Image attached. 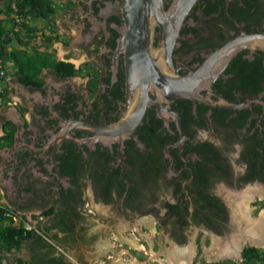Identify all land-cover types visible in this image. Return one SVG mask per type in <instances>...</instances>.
<instances>
[{
    "label": "flooded vegetation",
    "instance_id": "1",
    "mask_svg": "<svg viewBox=\"0 0 264 264\" xmlns=\"http://www.w3.org/2000/svg\"><path fill=\"white\" fill-rule=\"evenodd\" d=\"M173 1L165 0L166 10ZM225 7L226 0H199L185 18L183 24L192 19L195 26L180 29L176 42L181 46L173 49L174 70L187 67L179 69L180 77L189 69L198 70L241 35ZM79 9V0H67L62 9L68 30L63 36L70 48L62 62L73 59L75 51L82 53L80 65L72 63L78 74L65 77L46 68L36 82L22 84L17 78L18 87L12 88L17 115L2 119L0 205L17 228L60 233L89 248L100 237L106 242L114 239L130 258L125 264L147 260L144 264H162L159 260L170 264V247L185 253L189 263L207 262L200 236L214 237L224 246L238 231L237 201L227 195L264 189V53L240 52L211 84L212 92L227 100V107L171 98L149 107L139 127L122 143L98 144L92 150L64 138L55 160L71 186L61 187L63 205L58 207L51 160L59 127L66 121L115 124L125 110V55L118 56L117 81L112 84L110 71L75 42L83 19L76 14ZM227 13L246 35L264 37V0H230ZM159 32L157 28L156 50ZM92 51L100 53L102 48L96 45ZM263 205L259 197L252 200V218L258 219L255 214L264 210ZM111 243L98 262L110 264L120 253ZM163 248L166 253L152 260ZM138 254L148 258L142 260ZM215 256L220 259L215 263L234 261Z\"/></svg>",
    "mask_w": 264,
    "mask_h": 264
},
{
    "label": "water",
    "instance_id": "2",
    "mask_svg": "<svg viewBox=\"0 0 264 264\" xmlns=\"http://www.w3.org/2000/svg\"><path fill=\"white\" fill-rule=\"evenodd\" d=\"M198 1L174 0L166 10L165 0H79L80 9L76 14L83 15V19L75 42L110 71L112 84L117 81L118 56L125 55V110L115 124L66 121L59 127L51 160L58 207L63 205L61 187L71 186L69 178L59 174L60 163L55 160L64 138L92 150L98 144L122 143L139 127L149 107L171 98H189L227 107V100L213 93L211 84L240 52L254 49L264 53V37L246 35L238 22L228 15L230 0H226V15L237 23L241 35L209 56L198 70L189 69L188 75L180 77L179 69L187 67L175 71L172 53L174 48L181 46L176 42L180 29L195 26L192 19L183 22ZM157 28L160 29L158 50L154 47ZM96 45L102 48L100 53L92 51ZM3 256L0 252V261ZM204 257L202 254L200 262Z\"/></svg>",
    "mask_w": 264,
    "mask_h": 264
},
{
    "label": "trees",
    "instance_id": "3",
    "mask_svg": "<svg viewBox=\"0 0 264 264\" xmlns=\"http://www.w3.org/2000/svg\"><path fill=\"white\" fill-rule=\"evenodd\" d=\"M6 10L4 13L9 17L6 21L0 20V60L4 66L12 64L15 67V75L22 84H32L38 80L43 69L51 68L58 75L74 77L78 74L75 65L54 59L53 48L60 41L56 32V20L59 10L54 0H2ZM16 14L23 19L20 31L16 32L17 24L12 19ZM31 19H41L48 22V28L53 30L43 37L41 46L47 51L39 52L29 50L35 47L36 35L39 33L37 26H31ZM12 136V135H11ZM264 206V205H263ZM35 235L34 231L25 228H17L12 224V219L6 216L5 209L0 205V252L10 253L18 250L26 241ZM243 261H226L212 264H251L253 261L264 264V251L256 247H246L243 251ZM15 264H25L18 260ZM202 264H208L203 262Z\"/></svg>",
    "mask_w": 264,
    "mask_h": 264
},
{
    "label": "crops",
    "instance_id": "4",
    "mask_svg": "<svg viewBox=\"0 0 264 264\" xmlns=\"http://www.w3.org/2000/svg\"><path fill=\"white\" fill-rule=\"evenodd\" d=\"M64 22V20H63ZM59 34L63 35L68 33L66 24L60 23V20L56 21ZM75 29L72 30L74 35ZM66 48V50L64 49ZM53 49L57 51V54H60V51L63 53L62 59L58 58L57 61H64L66 55L70 52V48L67 47L66 40L59 41V48L53 46ZM52 52V51H50ZM66 62H71L77 65L73 59L67 60ZM14 67L10 64V68ZM15 68V67H14ZM17 77L14 75H9L8 84L11 88V94L13 96L12 88H17L18 84L16 83ZM14 99L17 100V97L14 96ZM17 115L14 107H1L0 108V137L3 133V122L2 119L6 116ZM2 202L4 200H1ZM42 218L39 219V221ZM29 220L32 219L29 217ZM38 222H34L36 225ZM34 231L35 235L26 241L18 250H13L10 253L2 252L5 256L1 258L0 264H15L18 260H23L25 264H86L84 258L89 262H98L102 261V256L104 257L107 242L105 238L100 237L99 242L94 245L92 248L85 243H71L70 241L65 240L63 235L60 233L53 232L51 235L41 233V230H29ZM174 251V250H173ZM181 251L175 252L173 256L177 255L178 257L174 260H178ZM15 257V259H14ZM99 263V262H98ZM117 264H125L123 262Z\"/></svg>",
    "mask_w": 264,
    "mask_h": 264
},
{
    "label": "rangeland",
    "instance_id": "5",
    "mask_svg": "<svg viewBox=\"0 0 264 264\" xmlns=\"http://www.w3.org/2000/svg\"><path fill=\"white\" fill-rule=\"evenodd\" d=\"M66 1L67 0H54V2H55V5H56V7L58 8V10H59V15H58V18L57 19H59L60 20V23H61V25H62V23H64L63 22V13H62V9H63V7L65 6V4H66ZM6 10V8H5V4H4V2L2 1V0H0V20H4V21H6L9 17L4 13V11ZM29 23H30V25L31 26H37L38 28H39V33L36 35V38H35V42H36V45H35V47H33V48H31L30 50H29V52L30 53H33L34 52V50H37V51H39V52H44V51H47V49H45L44 47H42L40 44H41V42L43 41V37L47 34L46 32H52L53 30H50L49 28H48V22H46V21H44V20H41V19H31L30 21H29ZM56 32H59V30H58V28H56ZM59 38H60V40H67L66 39V37L65 36H63V35H61V34H59ZM55 45H56V47L57 48H59V42H56L55 43ZM54 45V46H55ZM65 50H66V48H64ZM49 51H52V52H54V54H55V56H54V59H57L58 60V58H61L62 59V56H63V53L60 51V54H57V51H55L53 48L52 49H50ZM74 54H75V57L73 58V61L77 64V65H80V63L84 60V56L82 55V53H80L79 51H75V52H73ZM67 57H70V56H67ZM14 73H15V68L14 67H11L10 68V70H9V75H14ZM75 81H77V82H81L80 80H78V79H75ZM255 217H257L259 220H261L262 222H264V210H262L260 213L259 212H257L256 214H255ZM144 230H149V229H144ZM153 230H155L154 228H153ZM154 235L156 236V231H154ZM194 237L195 236H193V235H191L190 236V242L192 243L194 240ZM200 238L202 239V251H204L205 253H206V260H207V263L208 264H212V263H215V260H217L218 258V256H215L216 255V253H217V251L218 250H220V248H221V246H222V244H221V242H220V240L218 241H216L215 242V238L214 237H211V239L210 240H207V238H208V235H201L200 236ZM165 240H167L166 238H164ZM110 240V241H109ZM108 241H107V243H111V242H114V243H111V245L112 246H116V250L117 251H119V250H121V249H124V248H122L121 246H119V242L118 241H115L114 239H109ZM217 243V244H216ZM164 246H165V244H164ZM245 247H250V245H248V244H246L245 245ZM256 248H258V249H261V250H263L264 251V247L263 248H260V247H256ZM166 249L165 248H163V250H161V251H159L157 254H154V256L153 257H151V259L152 260H157L158 259V257L160 256V255H162V254H165L166 252ZM175 252H177L176 250H174V251H172V247H170L169 248V259L172 261L170 264H192V262L191 263H189L187 260H186V258H185V253H181L180 254V256H179V259H178V261L177 262H173V260H174V257H172L173 256V254H175ZM124 253V250H121L120 251V253L119 254H117V256H115V258L114 259H112L111 260V262H110V264H117V263H120V262H128L129 260H130V258H129V256H127V255H124L123 254ZM179 254V253H178ZM187 254V253H186ZM106 256H114V254L113 253H107L106 254ZM137 257H143L142 258V260H146L147 258H148V256L147 255H145V254H138L137 255ZM194 256H191V257H189V261H192V258H193ZM150 260V259H149ZM218 260H220V259H218ZM231 260H237V261H235V262H242L243 261V259L242 260H240V258L238 257V258H236V259H232L231 258ZM162 264H167V262L165 261V260H159ZM226 261V260H225ZM146 262H148V260L146 261ZM146 262H144V263H146ZM222 263V262H224V260H221V261H219V263ZM144 263H139V262H137V261H135L134 262V264H144ZM91 264H103L102 262L100 263H98V262H91ZM151 264H158V263H151ZM196 264V263H195ZM251 264H259V262H257V261H253Z\"/></svg>",
    "mask_w": 264,
    "mask_h": 264
},
{
    "label": "bare ground",
    "instance_id": "6",
    "mask_svg": "<svg viewBox=\"0 0 264 264\" xmlns=\"http://www.w3.org/2000/svg\"><path fill=\"white\" fill-rule=\"evenodd\" d=\"M255 197L264 200V189L253 187L237 195H227V198L233 203L237 201L236 208L234 207V220L236 223L235 228L237 227L236 230L238 231L233 235L231 241H227L217 251L216 254H220L223 259L240 258L241 251L247 242L253 246L264 247V222L251 217L252 208L250 203ZM192 254H194V247H192Z\"/></svg>",
    "mask_w": 264,
    "mask_h": 264
},
{
    "label": "built area",
    "instance_id": "7",
    "mask_svg": "<svg viewBox=\"0 0 264 264\" xmlns=\"http://www.w3.org/2000/svg\"><path fill=\"white\" fill-rule=\"evenodd\" d=\"M11 17L17 24V26L15 27V31L19 32V25L22 24L23 19L16 14H13ZM46 33L49 34V32ZM9 70L10 65L4 66L2 60H0V108L13 107L17 105V102L11 94V88L8 84Z\"/></svg>",
    "mask_w": 264,
    "mask_h": 264
}]
</instances>
